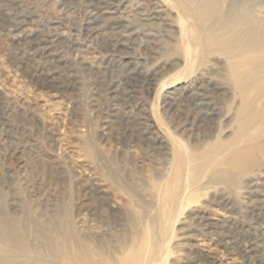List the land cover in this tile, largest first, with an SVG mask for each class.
<instances>
[{
  "label": "rangeland",
  "instance_id": "1",
  "mask_svg": "<svg viewBox=\"0 0 264 264\" xmlns=\"http://www.w3.org/2000/svg\"><path fill=\"white\" fill-rule=\"evenodd\" d=\"M197 2L0 0L5 264H264V40Z\"/></svg>",
  "mask_w": 264,
  "mask_h": 264
},
{
  "label": "bare ground",
  "instance_id": "2",
  "mask_svg": "<svg viewBox=\"0 0 264 264\" xmlns=\"http://www.w3.org/2000/svg\"><path fill=\"white\" fill-rule=\"evenodd\" d=\"M201 2H202V4L199 7H197L198 13L207 15L209 18L215 20V22L217 21L216 24H219V26H218L219 29L222 31V33L224 35L227 36L226 43L229 44L228 48H230L229 50H227L228 48L226 49L228 53H231V54L235 53L236 49H238L239 47H240L239 50L243 49L244 51H254V50L258 49L260 46H262V44H263L262 41L264 40V28H260L257 25L258 23L260 25L262 23H260V22L253 23V20L255 21L256 17L253 18V20H247V19H249L252 16V13L254 11V6L253 5L245 4L247 2H244V3H241V4L237 5V4H233L230 1L229 2H225V0H201ZM221 2L222 3H226V5L221 4V6L223 5V6H226V8H227L224 11H223V9L218 8L219 5H220L219 3H221ZM192 3L199 4L197 2V0H192ZM145 10H147V9H145ZM148 12H152V11H148ZM156 12L157 13H161L162 10L161 9H157ZM144 14H146V13H144ZM154 17H155L154 15H152V16L149 15L148 16V18H154ZM158 17H160V16H158ZM253 17H254V15H253ZM148 18H147V20H148ZM164 18H166V17H164ZM250 21H252V23ZM257 21H258V19H257ZM261 21L263 22L264 20H261ZM237 26H239V28H241V29H237V31H233L232 28L233 27H237ZM215 38H217V37H215ZM227 46L228 45H226V47ZM231 67H232V75L236 76V73H237L236 65H232ZM208 225H210V224H208V222L205 223V227H207ZM23 228H24V226H23ZM1 229H3V228H1ZM21 229H22V227H21ZM228 230L232 231L231 233L240 234L239 232H237L238 230L237 231L236 230H231L230 228H228ZM12 236H13L14 239H16L18 241L19 247L21 249L22 248L24 249V245H26V243H24L22 241H19L20 237L17 238L18 236L16 234H14ZM13 238L10 235H8L7 231L5 232L4 229H3V231L0 232V239L3 241V246L0 249L1 253H4V254H8L9 253V251L11 250L10 248L12 247L11 246L12 243L10 242V240L13 241ZM53 243H54V241H53ZM248 243H249L248 245H250V247H252V248H257V249L261 248L260 252L264 253V241H262L258 236L254 237V238H251L248 241ZM9 246H11V247H9ZM15 246L13 245V247H15ZM82 256H83V258H81V262H84V264L85 263L88 264L87 263V262H89L88 254L85 251H83L82 252ZM3 258H4V256H2V258H1L2 260H0V264H5V262H7ZM261 259L263 260L264 256L261 255ZM6 260H8V259H6ZM9 264H10V262H9ZM89 264H94V263L91 262Z\"/></svg>",
  "mask_w": 264,
  "mask_h": 264
}]
</instances>
